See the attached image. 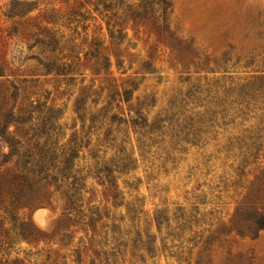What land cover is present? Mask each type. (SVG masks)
I'll return each mask as SVG.
<instances>
[{"label":"rangeland","instance_id":"1","mask_svg":"<svg viewBox=\"0 0 264 264\" xmlns=\"http://www.w3.org/2000/svg\"><path fill=\"white\" fill-rule=\"evenodd\" d=\"M98 3L0 0V170L19 172L25 160L21 139L37 132L39 108H49L60 136H77L82 146L89 143L76 150L77 157L70 163L82 170L83 208L95 212L93 224L100 234L89 243V227L60 219L61 210L54 208V203L4 204L5 209L0 210V264H78L76 260H81L79 264H122L123 259L124 264H264V230L254 238L234 232L222 235L200 252L199 245L186 240L196 230L220 231L227 225L244 197V186L257 173L256 166L264 165V124L258 132L244 134L262 136L257 165L245 166L239 150L227 148L228 137L241 135L254 125L260 113L258 105L214 136L184 145L163 167L156 162L149 170L146 162H137L127 173L113 172L111 180L119 186L114 202L111 197L105 200L104 186L96 177L95 160L104 150L103 145H97V119L91 123L92 134L87 128L89 116L98 115L106 103L104 97L119 92L121 86L130 91L131 103L138 97L148 104L143 105L145 110L154 104L152 117L173 93L186 96L187 108L195 112L198 88L264 74V0H173L167 21L179 45L153 30L130 26L126 36L122 33L118 39L116 28L107 27L106 12ZM46 20L64 25L66 33L72 34L69 54L79 60L72 57L70 73L53 71L56 67L51 61L57 51L51 52L53 47L39 30L51 26ZM93 43L111 63L99 74L91 69L92 60H83L84 53L93 50ZM67 52L65 49L63 54ZM114 99L111 110L126 117L127 104L121 101L120 110H116L118 97ZM134 202L143 241V233L149 235V250L132 246L133 233L124 236L116 248L111 243V229L131 230ZM179 213L185 214L192 232L185 231L181 239L171 242V237L165 238L168 230L162 220ZM155 216L163 222L160 232Z\"/></svg>","mask_w":264,"mask_h":264},{"label":"trees","instance_id":"2","mask_svg":"<svg viewBox=\"0 0 264 264\" xmlns=\"http://www.w3.org/2000/svg\"><path fill=\"white\" fill-rule=\"evenodd\" d=\"M98 1L103 11L106 12L107 27L112 30L116 28L117 38L122 33L123 36H126L128 26L131 28L140 27L153 30L155 35L173 40L174 44L179 45L173 37V33L170 32L167 21V14L171 10L173 0ZM46 23L51 26H40L39 30L45 33L49 44L53 47L51 52L57 51V55L51 61L53 67H56L53 71L56 74H65L62 72L64 70L68 71L66 73H70L73 71L71 69L74 64L73 58L79 60L78 56L69 54L72 34L68 35L67 28L54 20H46ZM110 38H113L111 32ZM90 47L93 50L84 53L83 60H92L90 67L97 74L102 70L107 71L111 66L109 56L98 51L97 43H93ZM65 49L68 52L63 54ZM183 50L186 51L187 47H184ZM115 61L119 67L120 64L116 56ZM60 67L63 70H59ZM87 88L90 89V86ZM129 92L128 88L121 86L119 92L104 97L102 101L106 103L99 108L98 115L91 114L89 116L88 133H91L90 129L93 127L91 123L97 119L99 125L96 134H94L97 136L96 140L100 142L97 145L104 147L101 156L96 157L94 167L99 170L96 177L104 186L105 200H108V197H111L113 202L117 199L119 186L111 180L113 172L127 173L130 169L135 168L137 162L142 164L146 162L148 164L146 167L149 170L154 168L156 162L163 164L161 165L163 167L171 158L173 159L174 154L181 152L184 145H195L212 135L214 136L218 129L233 124L236 117L251 108L254 109L256 105H258L257 109L260 113L254 125L244 129L241 133L242 136L228 137L227 148H237L245 166L257 163L262 136L258 133L253 136L244 134L251 130L258 132L259 126L264 124V74L231 82L228 85L198 88L195 112L193 108H187L186 96L177 92L161 104L154 111L152 117H149L155 105L152 104L149 110H145L143 105L148 104L145 101H140L138 97L134 103H131ZM115 96L118 97V102L114 106L116 110H120L119 103L121 101L127 104L126 117H122V112L116 113L111 110L114 109L110 107V104L115 101ZM80 100H76V104H79ZM33 102L37 103V100H33ZM92 103L97 104L96 101H92ZM37 108L39 107L37 106ZM38 111L41 116L38 118L37 127H35L37 132L21 139L20 147L25 157L21 169L19 172L12 169L0 170V210L5 209L3 208L4 204L11 206L20 203L27 205L41 203L51 206L54 203L53 207L59 206L61 210L60 219L72 220L74 225L88 226L92 232L88 237V242L96 241L95 238L100 234L95 232V224H93L95 212L89 208L87 210L83 208L81 187H79L82 170L75 168L70 163L77 157L76 150L79 152L81 148H87L89 143L82 146L79 144L77 136L69 138H66L65 135L60 136L54 125L56 120L49 113L50 109L41 111L39 108ZM92 159H95V156H92ZM256 167L258 168L257 173L248 181V185L244 186L246 189L244 197L227 225H223L220 231L217 229L196 230L186 239L189 243L193 242V246L198 247L199 245V252L209 248L211 243L222 235L234 232L236 235L249 234L254 238L260 230H264V165ZM137 210L136 202L132 203V221L134 222H131V230H127L125 227H120L117 231L111 229L114 233L111 236L113 241L111 243H115V248L121 245L124 236L133 233L135 235L132 240L134 248L145 246L147 250L150 249L149 235L146 232L143 233L145 240L142 239ZM158 219V216L154 217L157 231L160 232L164 222L165 229L168 230L165 238L171 237V242L181 239L185 231L192 232L191 227L187 226L189 221L184 213L174 215L171 220L163 219V222ZM80 229L84 231L86 238V230L82 227ZM205 231H207L206 235H204ZM102 244L105 246L104 243ZM173 246L175 245L171 247ZM75 250L77 252L79 248ZM76 261L78 264L81 263V260ZM121 263L124 264L125 260L123 259Z\"/></svg>","mask_w":264,"mask_h":264}]
</instances>
